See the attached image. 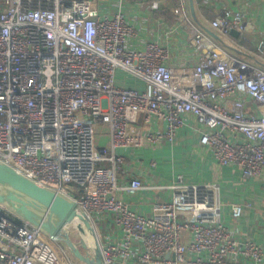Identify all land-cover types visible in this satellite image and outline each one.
Wrapping results in <instances>:
<instances>
[{"label": "built area", "instance_id": "obj_1", "mask_svg": "<svg viewBox=\"0 0 264 264\" xmlns=\"http://www.w3.org/2000/svg\"><path fill=\"white\" fill-rule=\"evenodd\" d=\"M178 1L179 25L203 50L198 66L167 64L168 49L158 42L126 49L134 25L119 12L98 16L96 0H0V160L40 186L72 188L94 227L95 214L111 215L123 236L99 240L105 264L117 257L143 264H264L262 247L233 237L222 222L215 182L179 177L168 186L170 199L155 202L150 214L134 212L119 197L143 184L133 177L119 185L123 157L114 150L173 142L186 113L203 127L200 142L219 164L236 165L246 179L264 170V68L215 48ZM209 25L224 36L249 30L243 14L228 9ZM257 48L264 51V41ZM116 69L145 88L117 86ZM153 117L164 126L147 132ZM98 124L106 127L101 145ZM241 210L231 205L234 216ZM50 242L0 204V264H73Z\"/></svg>", "mask_w": 264, "mask_h": 264}, {"label": "crops", "instance_id": "obj_2", "mask_svg": "<svg viewBox=\"0 0 264 264\" xmlns=\"http://www.w3.org/2000/svg\"><path fill=\"white\" fill-rule=\"evenodd\" d=\"M183 7L209 38L215 48L236 54L254 65L264 68V51L257 48L264 41V0H182ZM178 0H96L100 17L122 13L128 23H132L136 33L127 39L125 48L143 50L146 43L158 42L167 47V64L174 67L198 66L203 50L188 39L189 31L179 25L174 8ZM222 9L240 11L249 25L246 34L220 35L209 25ZM245 36V38H243ZM114 83L123 88L141 91L145 83L122 69H116ZM246 106L254 109L250 97L243 96ZM258 113V112H257ZM184 124L177 130L173 142L165 140L146 141L141 146L119 147L116 155L123 157L117 172L119 185H126L131 178H138L143 188L134 195L120 193L119 197L128 203L131 210L139 214H150L152 205L167 201L171 196L169 185L181 178L186 183H211L219 186L220 216L230 234L239 240L256 242L262 247L264 261V170L253 178H243L236 165H221L213 157L207 146L200 142L203 127L194 115L184 114ZM164 123L152 118L146 131L162 129ZM101 128L104 137L106 127ZM102 142V143H105ZM110 155V152H108ZM108 166L107 163H101ZM242 206L239 216H234L231 205ZM94 224L99 240H121L123 233L115 226L112 217L106 213L94 215ZM183 240L188 235L183 233ZM190 258V255H188ZM244 264H253L249 259H241ZM74 262V261H73ZM75 264V262L73 263ZM114 264H143L131 259L117 257Z\"/></svg>", "mask_w": 264, "mask_h": 264}, {"label": "water", "instance_id": "obj_3", "mask_svg": "<svg viewBox=\"0 0 264 264\" xmlns=\"http://www.w3.org/2000/svg\"><path fill=\"white\" fill-rule=\"evenodd\" d=\"M230 34L237 36L238 32L231 30ZM0 204L11 214L38 229L50 240L65 243L72 256L84 264H105L98 237L96 238L97 231L89 217L78 210L76 201L61 191L36 184L1 160ZM75 218L80 220L74 225L80 234L86 228L95 236V250L91 251L90 255L82 253L78 245L71 241L68 232L64 231V228ZM80 245L83 249L87 247L83 237L80 239Z\"/></svg>", "mask_w": 264, "mask_h": 264}, {"label": "rangeland", "instance_id": "obj_4", "mask_svg": "<svg viewBox=\"0 0 264 264\" xmlns=\"http://www.w3.org/2000/svg\"><path fill=\"white\" fill-rule=\"evenodd\" d=\"M94 131H96V139H98L100 136H103V130L101 128L99 129V131H97V128H95ZM102 142H105L104 137H102V139L100 140V144H105ZM95 229H96V227H95ZM64 231L68 232V234L71 238V241L73 243H75L76 245H78V247L82 253H89V255L91 254V250L88 247H86L84 249L81 247L80 239H81L82 235L79 233V231L75 228V226L73 224H69L66 228H64ZM53 242L57 248V252L59 255L66 257V258H69L72 261V263L75 262V264H84L82 261H80L79 259L72 256V254L70 253V251H69L68 247L65 245V243H63L61 241H53Z\"/></svg>", "mask_w": 264, "mask_h": 264}, {"label": "bare ground", "instance_id": "obj_5", "mask_svg": "<svg viewBox=\"0 0 264 264\" xmlns=\"http://www.w3.org/2000/svg\"><path fill=\"white\" fill-rule=\"evenodd\" d=\"M64 190H65V192H63V193H65L66 195H68L72 199L74 198V196H73L74 190L72 188H69V189L68 188H64ZM79 221L80 220L78 218H75V219H73V221L70 222V224L75 225V224L79 223ZM95 233H96V231H95ZM81 234H82L83 239L86 242L87 247H89V249L91 251H94L95 250V245H96V242H95L96 240H95V236L93 235V232L92 231H89L88 229L85 228V231L82 232ZM97 237H98V235L96 236V238ZM98 241H99V238H98ZM50 243L52 244V246L56 250V253L58 254L57 248H56L54 242H50Z\"/></svg>", "mask_w": 264, "mask_h": 264}]
</instances>
